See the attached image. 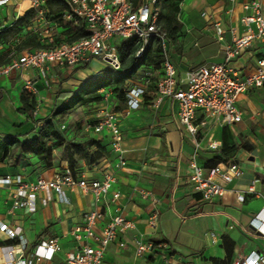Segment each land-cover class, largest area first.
<instances>
[{"label":"crops","instance_id":"0c3cea01","mask_svg":"<svg viewBox=\"0 0 264 264\" xmlns=\"http://www.w3.org/2000/svg\"><path fill=\"white\" fill-rule=\"evenodd\" d=\"M33 1L12 0L1 6L0 27H8L33 8ZM250 1H183L180 6L183 31L179 40L170 44V59L181 75L202 65L224 61L223 49L215 40L212 25L221 21L227 31L226 42H230L231 30L236 35L243 31L240 24V18L245 14L243 4ZM8 48L1 46L0 51ZM14 48L13 43L11 49ZM261 58H264V40L255 42L233 62V66L246 74L254 70L256 60ZM108 70L105 62L93 59L84 67L54 66L46 78H40L35 69L2 77L0 133L19 135L23 141L33 138L47 120L54 118L57 108L68 101V97L59 98L60 93H75L85 82ZM26 80H32L39 91L34 121L17 113ZM101 92L105 93L103 102L82 108L85 120H95L104 110H115L111 91L103 89ZM149 96L152 98L146 100L142 109L121 118L125 167L115 169L118 154L109 136L91 131L90 139L99 142L104 149V157L98 162L99 167L94 169L80 160L75 171L79 177L87 178L114 175L116 182L108 198L111 199L114 191H120L123 211L136 224L135 230L119 237V241L126 242L124 248L119 246V241L109 246L105 254L106 264H157L149 254L143 259H135V240L140 235H144L146 241L168 243L179 264H214L215 259L231 264L252 251L264 254V236L250 228L251 219L264 208V85L251 89L239 98L237 105L242 113V121L237 124L223 127L215 117L204 118L199 113L197 137L185 131L179 123L178 105L174 100L165 98L158 107H153L156 93L150 92ZM53 121L60 131L62 122H59V118ZM201 122L204 125L200 126ZM64 139L66 144L70 143L69 138ZM198 142L199 149L196 147ZM212 144L217 148L211 149ZM232 145L239 147L236 154L223 158V147ZM97 149V146H93L90 150L94 152ZM60 153L57 165L42 173L31 166L14 168L5 161L0 164V176L20 174L28 182H35L41 176L52 179L57 172L69 167L65 147ZM195 153L198 164L206 168L214 161L234 160L239 164L240 175L225 185L220 198L204 201L192 191L188 182V165ZM252 186L254 193L249 192ZM11 194V188L0 187V225L6 223L11 228H20L21 237L9 240L0 232V264L10 261V250L15 251L16 262L31 259L32 264H66V254L77 247L72 231L83 224V214L104 207V203H97L90 193L65 188L68 202L62 201L56 192H51L50 200L45 205L43 199L47 195L42 192L37 198L36 212L30 213L27 209L12 210ZM239 195L245 196L243 202L239 201ZM154 206L160 213L155 230L148 227V218ZM53 240H57L59 251L52 259L36 261L33 255L37 246L42 241ZM20 242L26 243L23 253L19 252ZM220 245L224 255H221L222 249L218 248ZM216 256L220 257L213 258Z\"/></svg>","mask_w":264,"mask_h":264},{"label":"built area","instance_id":"2783aa9c","mask_svg":"<svg viewBox=\"0 0 264 264\" xmlns=\"http://www.w3.org/2000/svg\"><path fill=\"white\" fill-rule=\"evenodd\" d=\"M11 1L0 0V7ZM48 1L50 0L33 1L32 5L38 10V16L28 28L40 36L45 47L20 53L8 65L0 67V77L35 69L40 78H46L54 66L84 67L93 59L105 62L113 71H120V41L141 39L143 47L135 55L140 58L150 40L156 38L162 44L164 61L161 65V76L155 85L153 107H158L165 98L174 100L178 105L179 123L185 131L195 137L198 135L199 113L204 118L215 117L216 122L223 127L237 124L242 121V113L237 105L239 98L251 89L264 85V58L257 59L254 70L246 74H242L233 66V62L242 57L255 42L264 40L263 0H252L243 4L245 14L240 18L243 31L236 35L231 30L230 42H226L227 31L224 24L221 21L213 23L215 40L223 49V62L202 65L183 75L170 59L171 43L166 33L157 26V0H142L136 9L131 0H63L68 7L63 14V21L74 26L82 22L90 35L73 43L60 44H56L58 23L46 17L44 7ZM154 76L153 71H147L140 80L130 81L126 88V108L121 111L104 110L96 116L95 124L91 126L94 133L109 136L111 145L118 154L114 165L116 170L123 169L126 165L121 118L145 106L146 95ZM24 90L35 96L39 92L32 80L25 81ZM201 125H204V122H201ZM196 147L200 148L199 142ZM210 148L214 150L217 146L212 144ZM89 166L94 169L99 167V163ZM188 167L191 189L204 201L220 198L224 194L225 185L232 183L240 175V167L236 161L221 162L212 168H206L198 164L197 153L191 157ZM115 182V176L109 174L93 178L79 177L69 167L57 172L52 179L41 176L35 182H28L20 174L0 176V187L7 186L12 190V210L27 209L30 213L36 212L37 198L42 192L47 195L43 199L45 205L50 200L51 192H56L62 201L68 202L65 188L71 191L80 189L92 194L97 203H104L103 208L85 212L82 217L83 224L72 231L77 247L75 251L66 254V264H106L105 254L109 246L119 241L122 235L136 229L134 221L123 211L120 202L122 193L114 191L111 199L108 198ZM249 192H255L253 186L249 188ZM238 199L243 202L245 196L239 195ZM159 215L158 208L154 206L148 218L150 229L157 228ZM250 228L264 236V208L251 219ZM0 232L9 240L21 237L20 228H11L6 223L0 225ZM119 246L124 248L126 242L119 241ZM25 248L26 243L20 242L19 252L23 253ZM59 248L57 240L42 241L33 257L36 261L52 259ZM147 254L154 258L157 264H179L168 243L146 241L144 235H140V238L135 240L134 257L140 260ZM9 256L10 261L6 264H32L31 259L16 262L14 250L9 251ZM231 264H264V254L252 251Z\"/></svg>","mask_w":264,"mask_h":264},{"label":"trees","instance_id":"16d2710c","mask_svg":"<svg viewBox=\"0 0 264 264\" xmlns=\"http://www.w3.org/2000/svg\"><path fill=\"white\" fill-rule=\"evenodd\" d=\"M184 0H157L156 6L159 8V17L157 26L166 33L169 42L175 43L183 31V25L180 21V6ZM133 7H139L142 0H131ZM68 9L63 0H50L45 6L46 17L57 22L59 25L58 33L65 41H59L56 37V44L73 43L90 35L84 24L80 22L77 26L71 23H65L62 19L63 14ZM38 16V10L31 8L24 15L19 17L8 27H0V47L9 46L6 51H0V67L8 65L14 58L24 51H34L44 48L42 39L38 34L29 31V27ZM15 40H18L15 43ZM15 48L11 49V45ZM143 47V42L139 38L131 41H121L118 45V51L121 61L120 71L108 70L100 76L94 77L85 82L79 91L75 93H60L59 98H69L54 113V118L78 110L79 108L88 107L93 104L103 102L105 93L101 90L111 91L113 98L120 99L123 105L116 107V111L126 108V88L129 81L140 80L147 71H153L155 76L152 78L149 93L146 100H149L150 92L155 94V85L161 76V65L164 61V53L161 42L153 38L145 47L140 58H136V53ZM154 96V95H153ZM37 98L35 95L23 91L21 95V107L17 108V113L27 116L34 121L35 112H37ZM53 119L47 120L37 135L29 140H21L19 135L0 133V164L9 161L13 167L29 166V162L22 163L20 159L24 157L22 148L27 146L32 153L42 154L45 160H48V169L54 167L53 153L56 149L65 147L66 158L69 168L75 173L79 167V161L84 160L88 165L99 162L104 157V149L99 142L89 139L81 143L72 142L66 144L62 133L56 128ZM59 122H61L59 120ZM35 130H36V123ZM97 146V151L92 152L90 149ZM246 147V145H243ZM238 145H232L229 148L222 149L223 158L233 157ZM16 150L19 153L16 154ZM221 163L214 161L207 168H212ZM225 246V243H224ZM214 264H226L225 261L215 259Z\"/></svg>","mask_w":264,"mask_h":264},{"label":"rangeland","instance_id":"374dc122","mask_svg":"<svg viewBox=\"0 0 264 264\" xmlns=\"http://www.w3.org/2000/svg\"><path fill=\"white\" fill-rule=\"evenodd\" d=\"M60 33H57L59 41H65V38L60 37ZM121 42V41H120ZM2 77H0V80ZM1 83V82H0ZM123 105V102L120 99L113 98V108L119 107ZM85 113H83L82 108H79L76 111L63 114L59 117V120L61 125L60 126V132L64 134V137L69 138L70 142L77 144L84 142L86 140L90 139V133H91V126L95 124V120H85ZM62 148L56 149L53 153V163L54 166L57 165L59 162V157H61V151ZM19 153L18 150H16V154ZM22 153H24V157L20 159L22 163L29 162V166L33 167L38 173H42L44 170L48 169V160L44 159V156L42 154H34L31 152V150L24 146L22 148ZM9 166H12V163L7 161ZM19 167L23 168L26 166L20 165ZM15 168V167H14ZM218 248L222 249V254L224 255V249L222 246H218ZM221 252V251H220ZM220 256H216L213 258H219Z\"/></svg>","mask_w":264,"mask_h":264}]
</instances>
